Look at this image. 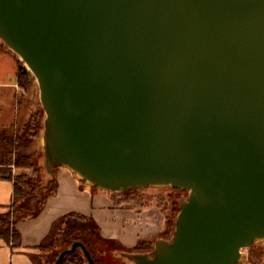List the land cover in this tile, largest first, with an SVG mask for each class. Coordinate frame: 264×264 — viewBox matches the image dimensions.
Segmentation results:
<instances>
[{
    "label": "water",
    "instance_id": "1",
    "mask_svg": "<svg viewBox=\"0 0 264 264\" xmlns=\"http://www.w3.org/2000/svg\"><path fill=\"white\" fill-rule=\"evenodd\" d=\"M0 39L38 90L36 194L56 167L186 191L129 264H238L264 240V0H0ZM77 248L94 264L79 241L52 264Z\"/></svg>",
    "mask_w": 264,
    "mask_h": 264
},
{
    "label": "rangeland",
    "instance_id": "2",
    "mask_svg": "<svg viewBox=\"0 0 264 264\" xmlns=\"http://www.w3.org/2000/svg\"><path fill=\"white\" fill-rule=\"evenodd\" d=\"M24 70L28 74L21 80L23 85L21 87L17 84L19 82L17 76H20ZM39 110H41V105L32 74L26 69L18 56L6 47L0 39V163H4L2 168H9L12 174L18 172L32 174L34 172L35 175L37 174L40 177L41 184L44 185L49 175L43 167L42 156L36 160L35 165L31 168H18L11 164L18 156H28L34 151L42 153L41 130L31 138L25 147L15 151H10L3 140L6 137L18 138L23 134H27L28 132L25 129L28 119L38 113ZM8 155L11 157V163L7 162ZM57 169L59 168L53 170L54 176ZM72 175L74 179L79 181V187L83 189V196L64 181L57 189L59 182L54 177L52 185L50 183L52 191L49 192L47 197H52L51 201L58 203V207L72 206L83 202V213L81 214L91 216L94 219L103 238L111 239L117 246L129 249L127 246L136 244L139 240L150 241L153 246L157 239L169 240L171 237L177 212L172 214L170 207L175 201L179 202L181 198H185L186 192L173 190L171 187H147L126 195L114 192H99L97 188H93L73 172ZM5 176L7 177L6 174ZM44 190L46 191V188L41 189L43 193ZM2 192L3 197L1 200L9 199L10 193H8V190L4 191L2 188ZM99 193L103 196L95 198V195ZM9 201L0 206V211L6 210ZM94 214L101 217V227L95 220ZM20 217V219H23L27 215L22 213ZM167 219L172 220V229L167 225ZM103 230L107 234L111 232L119 233L125 244L119 239L103 235L104 233H101ZM123 251V249L103 251L101 257L104 261L102 264H129L130 262L124 257ZM42 254L43 252L40 253V255ZM249 255H255V263L264 264V240L257 241L248 248H242L238 264L246 261Z\"/></svg>",
    "mask_w": 264,
    "mask_h": 264
},
{
    "label": "trees",
    "instance_id": "3",
    "mask_svg": "<svg viewBox=\"0 0 264 264\" xmlns=\"http://www.w3.org/2000/svg\"><path fill=\"white\" fill-rule=\"evenodd\" d=\"M27 74L28 73L24 70L20 76H17L19 77V82H17L18 86H23L21 80ZM42 118L43 112L41 108L38 113H35L34 116L28 119L25 129V131L28 132L27 134H23V137H6L3 139L10 151H15L21 147H25L30 142L31 138L37 135L42 128ZM7 153H9V151H7ZM40 156L41 153L34 151L28 154V156H18L17 159L11 163V157L8 155L7 162L18 168H31L35 165L36 160ZM3 164L4 163H0V177L3 175L5 176L6 174L7 178L11 180L12 196L6 210L0 211V238L8 246H10L11 249H13L18 247L20 244V234L15 227L16 222L21 218L20 215L23 213L27 215V217L37 216L43 207L47 195L50 191H52V188L49 184L46 191L44 190V193L41 191L43 188H41L36 194L37 188L42 186L40 177L37 174L35 175L34 172L32 174H27L26 172L12 174L9 168H2ZM91 186L96 188L93 185ZM139 190L141 189H134L118 194L126 195ZM173 190L186 192L176 188H173ZM170 210L172 211V214H175L178 211V201L172 203ZM167 225L172 229L171 219H167ZM50 237L51 239L49 240V243L53 250L48 259L49 264L53 263L60 250L69 247L73 241H79L85 246L88 253L92 257L94 264H102L104 260L101 256L105 250L110 251V249H123L125 252H145L152 248V244H150L151 242L147 240H139L132 248L129 249L117 246L113 240L103 238L101 236L99 228L91 216H86L74 211L66 213L60 218V220L53 224ZM104 246L106 247L104 248ZM249 258L252 260L251 262H253V264H257L253 261L254 258L252 255H250ZM85 263L86 261L82 252L79 248H77L71 254L66 255L60 264Z\"/></svg>",
    "mask_w": 264,
    "mask_h": 264
},
{
    "label": "crops",
    "instance_id": "4",
    "mask_svg": "<svg viewBox=\"0 0 264 264\" xmlns=\"http://www.w3.org/2000/svg\"><path fill=\"white\" fill-rule=\"evenodd\" d=\"M55 179L58 181V188L64 181L69 184L71 188L83 196V189L79 187V181L73 178L72 172L65 167H56ZM8 190L9 199H2L3 192ZM99 190V189H97ZM99 192H105L99 190ZM12 196V182L6 176L0 177V206L5 205ZM102 197V194L95 195V198ZM52 197H47L44 201L43 207L39 214L35 217H25L16 222L15 227L20 234V244L13 249L10 248L0 238V264H49L48 259L52 253L49 240L51 239L50 233L53 224L68 212L74 211L83 213V202L72 206L58 207V203L51 201ZM10 202V201H9ZM98 224L102 225L101 217L93 215ZM103 228V227H102ZM104 229V228H103ZM103 235L111 236L112 238L119 239L125 244L124 239L120 237L119 233L111 232L107 234L104 230L101 231ZM50 237V238H49ZM135 244L127 246L133 247ZM43 252L42 255L40 253Z\"/></svg>",
    "mask_w": 264,
    "mask_h": 264
},
{
    "label": "flooded vegetation",
    "instance_id": "5",
    "mask_svg": "<svg viewBox=\"0 0 264 264\" xmlns=\"http://www.w3.org/2000/svg\"><path fill=\"white\" fill-rule=\"evenodd\" d=\"M249 256H250V255H249ZM249 256H247L246 261H244L245 263L243 262L244 264H253V262H251L252 260H250ZM253 258H254V260H255V258H256L255 255H253ZM254 260H253V261H254Z\"/></svg>",
    "mask_w": 264,
    "mask_h": 264
}]
</instances>
